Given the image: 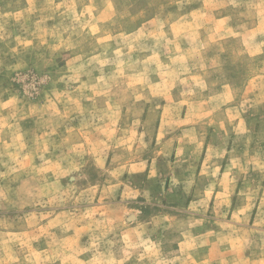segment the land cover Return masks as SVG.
I'll return each instance as SVG.
<instances>
[{
  "label": "rangeland",
  "instance_id": "rangeland-1",
  "mask_svg": "<svg viewBox=\"0 0 264 264\" xmlns=\"http://www.w3.org/2000/svg\"><path fill=\"white\" fill-rule=\"evenodd\" d=\"M0 264H264V0H0Z\"/></svg>",
  "mask_w": 264,
  "mask_h": 264
}]
</instances>
